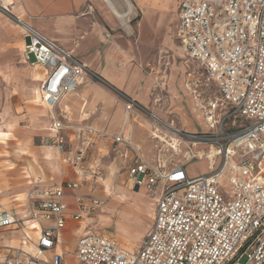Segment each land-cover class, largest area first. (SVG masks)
I'll return each mask as SVG.
<instances>
[{
	"label": "built area",
	"instance_id": "2783aa9c",
	"mask_svg": "<svg viewBox=\"0 0 264 264\" xmlns=\"http://www.w3.org/2000/svg\"><path fill=\"white\" fill-rule=\"evenodd\" d=\"M0 12L22 29L25 62L46 69L39 95L50 113V142L70 153L67 162L80 167L88 146L81 142L70 149L58 104L85 79L114 89L125 114L138 115L152 127L154 160L146 159L122 129L108 134L88 128L92 134L110 136L113 151L119 152V144L133 151L127 178L132 187L149 193L153 216L147 234L133 249L100 231L84 229L75 244L77 264H264V0L179 3L176 39L191 62L184 85L204 122L201 130L155 115L1 3ZM203 159L206 171L190 174L187 165ZM81 187L68 181L30 189L31 225L46 224L25 263L20 248L6 247L3 264H65L61 254L46 253L55 248L66 225L65 191ZM74 199L72 218L78 222L101 205L95 197L75 194ZM18 221L12 210L0 205V228ZM243 254L245 262L240 261Z\"/></svg>",
	"mask_w": 264,
	"mask_h": 264
},
{
	"label": "rangeland",
	"instance_id": "374dc122",
	"mask_svg": "<svg viewBox=\"0 0 264 264\" xmlns=\"http://www.w3.org/2000/svg\"><path fill=\"white\" fill-rule=\"evenodd\" d=\"M115 1L117 3L113 2L119 11L126 10L124 0ZM129 1L132 4V12L127 16L126 24H122L120 18L111 11L115 15L116 26L109 32H116V45L110 51V56L114 58L115 64L103 66V69L107 70V75L118 80L123 88L112 86L135 98L140 96L138 99L147 109L159 117L173 118L182 127L189 125L191 128L193 127V130H201L204 127V122L194 100L192 110L188 93L182 85V73L185 66L184 56L175 38V9L179 0H158L155 3L149 0L144 9L138 6L136 0ZM145 18L147 27L143 30L142 23ZM10 40L11 42H7L4 47H0L6 51L4 55L0 56V92L5 90V93H12L13 95L17 93L15 84L29 82L37 85L38 81L30 80L31 72L37 67L23 60L22 42ZM31 59H33L32 55ZM93 81L106 87L116 106L122 109V103L117 99V93L114 89L105 83ZM8 87L13 91L8 90ZM144 95L148 97L145 102L141 99V96ZM14 98L11 96V104L7 103L5 106V110L10 111V113L0 117V121L9 120L13 123L11 126L13 133H15L14 128L33 127L32 111H35L36 108H44L40 102L38 105L30 100L22 102L21 106ZM2 101L4 99L2 100L1 96L0 113L5 108ZM185 119L188 120V125L185 123ZM46 132L45 130L44 135L33 137V147L45 146L49 152L51 151L52 158L64 164V169L60 170L61 173L67 172L62 177L63 179H75L77 175L74 170L82 171L83 176L79 175L78 179L85 177L82 185L84 193L101 200L98 210L84 215L82 218L81 223H86V227L83 226L84 229L91 228L100 231L128 247L138 246L152 223L153 199L149 193L143 189L131 187L126 176V169L113 159L111 150L108 151L107 147L86 153L84 160L88 161V165H94L91 170L88 166H85L84 169L73 168L74 165L71 163L67 165L63 161V155L58 153L55 147L45 142ZM109 138L110 136H107L106 140L110 141ZM32 143H29L27 148H22V155L17 162V166L21 165V170L24 173L16 177H21L24 185L28 179L23 178V174L30 173L31 178H35L39 171L46 174L45 169L38 166L37 157L33 159L35 156L30 151ZM15 151L14 140H9V144L5 148H0V159H7V161L0 162V171L4 172L13 165L10 162L15 157ZM54 152L55 154H53ZM95 165H97L96 172L93 174ZM206 169V159L194 160L187 165L188 172L193 175L204 173ZM0 178H7L5 185L0 186L1 195H3L2 198L0 197L1 205L7 208H15L18 211L25 209L24 199L30 186L23 185V187L17 188L14 181L17 179H13L12 174L1 173ZM105 182L108 184L106 190L104 189ZM14 198L18 199L14 200ZM73 222L74 230L80 225V222L75 219ZM65 237L66 239L63 240L62 244L64 261L66 264H77L70 253L74 248L77 234L68 230ZM245 260L246 255L243 254L240 261L245 262Z\"/></svg>",
	"mask_w": 264,
	"mask_h": 264
},
{
	"label": "crops",
	"instance_id": "0c3cea01",
	"mask_svg": "<svg viewBox=\"0 0 264 264\" xmlns=\"http://www.w3.org/2000/svg\"><path fill=\"white\" fill-rule=\"evenodd\" d=\"M113 1L117 3L115 0ZM148 1L149 0H136L138 6H140L142 9L147 6ZM150 1L155 3L158 0ZM180 1L181 0H179L177 3L175 9V38L177 31V9ZM0 3L7 6L14 16L22 19L34 27L39 32L55 41L62 48L71 51V53L77 59L86 63L108 84L114 85L120 89L123 88L122 84L118 80L114 79L110 75H107V70L103 69V66L115 64L114 58H111L110 56V51L112 48L114 49V46L116 45V32H109V30L116 26V20L114 17L115 15L111 12L103 0H0ZM130 13H128L127 16ZM127 16L123 24L127 23ZM145 27H147L146 18L142 23L143 30ZM10 39H13L14 41H21L24 48L22 29L18 24L15 23V21L0 12V47H4L7 42H11ZM5 52L6 51L4 49H0V56L4 55ZM183 61L185 66L182 73V85L188 93L193 110L192 97L184 85L187 64L189 65L191 62L187 61L185 56ZM34 66L37 68L31 72L30 80L38 81L37 85L29 82L18 83L15 84L17 86L15 87L17 93L12 95V93H5V90L0 92V102L2 96V100L4 99V101H2L4 107L7 105V103L11 104V96L15 97V101L21 106L22 102L27 100L36 102V104L40 102L41 105H44L40 99L39 85L46 76V69L40 65ZM8 90L13 91V89L9 87ZM126 94L129 95L128 93ZM139 97L136 96V98H133L143 104L138 99ZM146 98L148 97H145V95L141 96L143 102H145ZM5 109L6 107L1 110L0 117L1 115L10 113V111H6ZM58 109L59 114L63 116V123L66 125V127L62 130V134H64V136L67 138L71 150H73L81 142L87 144L88 146L86 153L89 151H98L104 147H107L108 151L111 150L110 152L113 156V159L117 160L119 164L126 169L127 176V166L134 157L133 151L129 149L126 150V147L120 144L116 146L119 152L113 151L114 144L111 138H109L110 141H107V135L98 133L92 134L88 130V128H91L98 131H104L108 134H114L122 129L125 137L140 150L146 159L154 160L157 156L156 143L152 138V127L150 122L132 113L126 115L123 106L122 109L116 106L113 97L106 87L95 83L94 81L88 79L82 81L79 85H77L74 92L69 93L62 98L58 104ZM31 115L34 119L33 127L25 129L14 128L15 133L11 131V126L13 124L11 121H0V148H5L6 145L9 144V140H14V147L16 150L15 157L13 161L10 162L13 165L9 166L8 170L4 172L0 171V176L1 173H5L6 175L12 174L13 179H17L14 180L17 188L23 187L24 185V183H22L23 180L21 177H16L21 173H24V171L21 170L22 166H17V162L19 161L18 159H20L22 155V148H27L26 146H28L29 143H32L34 136L44 135L45 130L47 131L45 142H48L52 147H55L50 142L52 133L49 131L50 113L48 108L45 105L44 108H36L35 111H32ZM185 123L188 125L187 119H185ZM184 128L193 130V127L191 128L189 125ZM55 149L58 153L63 155V161L69 165L66 157L70 155V153H62L56 147ZM30 151L35 156L33 159H36L37 157L39 162L38 166L41 168L43 167L46 171V174H44L45 172L42 173L39 171L37 172L35 178H31L30 173L23 174V178L28 179L25 181V184L30 186L24 199L26 203L25 209L18 211L12 207H3L0 203L3 208L12 210L19 219L17 223H14L10 227L0 228V264H3L6 247L20 248L22 251L20 255V261L21 263H25L29 253L32 251V249H34V246L37 242L41 225L46 224L44 221H40L36 224L34 223L35 226L31 225V220L29 218L30 203L27 198V193L30 189L41 185L59 184L68 181L80 182L83 185V180H85V177L83 179H78V176H83V173L82 171H78L76 169L74 171L77 175V178L63 179L62 177H64L67 173L65 171L61 173L60 171L61 169H64V164L59 163L54 158H52L50 154L51 151L49 152L45 146L37 145L33 147L32 143ZM123 151H126L125 156L120 154ZM53 154H55V152ZM163 157H167V154H163ZM1 161H7V159L1 158L0 162ZM87 163L88 161L84 160L79 165L80 168L84 169L85 166H88V168L91 170L94 165L90 166ZM96 167L97 165L94 167L92 172L93 174L96 172ZM73 168L75 167L73 166ZM6 180L7 178H0V186L5 185ZM104 184V189L106 190L108 188V184L106 182ZM75 194H81L87 198L93 197L92 195H86L82 187L65 191L63 201L66 203V225L59 232L57 245L53 250L47 251V256H51L54 252H56L61 254L64 260L65 256L63 253L62 244L63 240L66 239V231L71 230L73 234H77L78 239V235L83 232V226L86 227V223H81L80 221V225H78L77 228L73 230L74 222L72 214L76 211V202L74 199ZM0 197L2 198L3 195ZM17 199L18 198H14V200ZM116 242L128 249H133L135 247L122 245L117 240ZM74 250L75 245L73 250L70 252L73 257Z\"/></svg>",
	"mask_w": 264,
	"mask_h": 264
},
{
	"label": "bare ground",
	"instance_id": "6f19581e",
	"mask_svg": "<svg viewBox=\"0 0 264 264\" xmlns=\"http://www.w3.org/2000/svg\"><path fill=\"white\" fill-rule=\"evenodd\" d=\"M109 9L117 16L120 18L121 23L123 24L125 21V18L128 13L132 11V5L129 0H124L126 4V10L124 11H119L118 8L116 7L115 3L112 0H103ZM43 104V103H42ZM200 114V113H199ZM201 117V115H200ZM153 209V208H152ZM85 223V222H84Z\"/></svg>",
	"mask_w": 264,
	"mask_h": 264
},
{
	"label": "water",
	"instance_id": "95a60500",
	"mask_svg": "<svg viewBox=\"0 0 264 264\" xmlns=\"http://www.w3.org/2000/svg\"><path fill=\"white\" fill-rule=\"evenodd\" d=\"M135 189H137V187H135Z\"/></svg>",
	"mask_w": 264,
	"mask_h": 264
}]
</instances>
